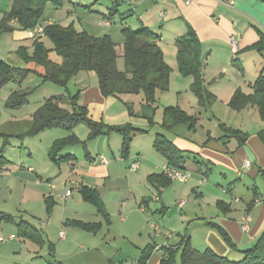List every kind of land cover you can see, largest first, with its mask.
I'll list each match as a JSON object with an SVG mask.
<instances>
[{
	"label": "crops",
	"instance_id": "0c3cea01",
	"mask_svg": "<svg viewBox=\"0 0 264 264\" xmlns=\"http://www.w3.org/2000/svg\"><path fill=\"white\" fill-rule=\"evenodd\" d=\"M120 1L113 0V5L120 6ZM189 1V4L186 0H176L162 5L152 0H126L128 15L117 9L116 16L129 28L147 27L161 36L159 45L173 74H179L176 63L178 51L176 56V51L168 52V47L164 46L173 43L169 39H174L172 45L176 46V42L190 32L199 41L204 81H209V77L217 79L230 72L237 73L241 65L238 66L236 59H246L252 52L257 53V61L264 60V51L252 49L264 35V0H238L234 8L218 0ZM86 6L89 5L73 0L65 5L69 10ZM162 10L164 17L160 15ZM103 21L111 23L107 19ZM115 23L114 17L112 24ZM11 24L17 26L16 22ZM11 35L19 43L34 42L29 31H14ZM232 37L237 41L236 52L230 40ZM27 49L32 50L30 47ZM257 67L255 73L263 68L262 64ZM243 70L246 80L251 68L245 66ZM193 82L192 79L191 85ZM218 83L213 80L209 86ZM247 88L243 89L240 83L231 81L225 89L217 86L214 91L210 90L212 96L209 95V101L229 106L237 90L246 95L253 94V88ZM10 94H6L4 106ZM110 98L104 97L99 87H86L81 91L80 103L87 108L90 118L99 122L106 119ZM234 112L240 116L254 112L256 128L246 130L242 120L234 126L222 123L219 135L213 137L209 134L208 138L197 141L190 135V124H178L169 119H164L163 123L156 119L151 123L147 119L150 125H145V129L136 127L141 129L140 133L149 134L165 123L164 127L171 136L162 134L160 128L155 142L160 137L162 143L176 149V155L182 157L179 167L171 165L167 156L156 148H153L155 153L146 149L134 152L132 146L127 154L113 148L111 156H93L89 150L86 157L80 159L73 148L84 147L82 144L62 150L60 157L71 158L57 163L49 156L50 148L68 133L58 134L53 130H49L56 134L47 153L49 163L40 166L34 162L37 156L32 149L24 145L28 138H42L46 131L38 136H29L32 117L13 116L6 125L14 128L27 125L28 128L12 130L5 144L10 145V138L17 139L30 159L21 160L24 164L18 166L3 154L10 161V166L1 175L22 170L34 174L36 184L48 190L49 194L41 193L40 189L37 191L42 196L45 214L35 218L36 225L23 216L16 220V216L0 211V264H167L171 262L172 255L176 264H181V252L186 241L199 252L210 249L222 257H243V251L252 248L264 232V121L254 106ZM237 131L240 136L247 135L245 144H240V137L235 134ZM112 135L111 138L116 139V147L120 148L123 145L121 137H114L116 133ZM244 147L253 154L254 161H250ZM102 159H107L108 163L104 164ZM247 160L252 163L250 168L244 167ZM133 162L139 163L137 171L131 169ZM165 165L187 171L191 178L187 181L170 179L164 174ZM38 169L43 175L38 173ZM209 175L214 179L212 184H209ZM153 176L156 180L151 179ZM60 180L66 187V193L74 189L78 192L82 185L94 188L99 194L100 204L90 205L96 213L84 214L80 203L83 200L72 196L65 200L61 196L58 198ZM245 189L247 193L241 195ZM182 202L184 204L180 206ZM246 215L251 221L249 229L243 231L242 221ZM7 224L15 225L17 232L6 227ZM62 231H65V238L60 236Z\"/></svg>",
	"mask_w": 264,
	"mask_h": 264
},
{
	"label": "trees",
	"instance_id": "16d2710c",
	"mask_svg": "<svg viewBox=\"0 0 264 264\" xmlns=\"http://www.w3.org/2000/svg\"><path fill=\"white\" fill-rule=\"evenodd\" d=\"M68 2L69 0H12L10 11L5 14L0 25V36L3 33L15 31L16 28L11 25L12 22L17 23L16 27L19 30L34 29L39 26L38 23L47 5L61 8ZM86 7L89 8V6ZM117 9L118 5L114 6L111 18L107 19L111 21V24L114 23V17L118 13H116ZM123 34L125 43L120 50L109 34L92 36L73 26L64 27L59 24L44 27V35H37L33 38L32 51L25 47H21L18 51L22 61L26 64H35L37 68H41V72L14 67L4 61L0 62V90L10 82H16L19 86L8 97L5 108L19 110L29 102V95L38 91L43 85L50 83L67 88V85L75 79L78 73L94 71L98 76L99 89L106 98L144 93L145 103L141 114L144 118L150 119L152 123L151 115L156 109V93L168 90L172 71L165 61L164 53L159 45L161 36L147 27L137 29L125 27ZM45 39H49L52 43L51 49L45 46ZM176 45L178 47L179 70L182 74L193 78L192 88L197 95L202 97L205 81L199 41L196 35L190 32L186 37L179 39ZM252 49L257 52L264 51L263 34ZM52 54L57 55L61 61L57 62L52 58ZM119 57H123L125 60L124 71L119 70L117 66ZM30 74L40 76L41 84L22 89L24 79ZM80 100L81 92L46 99L38 111L32 115V126L28 135L38 136L44 131L54 129L67 132L68 135L56 140L50 148L49 156L57 163L71 158L69 156L60 157V153L66 147L82 144L86 148V143L81 142L75 133V129L80 124H86L93 137L110 132L124 136V154H127L130 150V142L136 135L135 132H132L134 128L126 125L108 127L102 122L92 120L87 108L80 103ZM249 106L256 107L264 121V68L253 87V94L246 95L237 90L229 102V107L238 112ZM166 114L165 119L174 123H184L187 120L186 114L178 112L175 108H168ZM235 134L240 137V144H245L247 135L240 136L238 131ZM159 138L155 142V148L167 156L171 165L179 167L180 160H182L181 155H176V149L168 143H162ZM9 164L10 161L2 154L0 156V175L7 171ZM151 179L156 180V176ZM78 192L84 202L100 204L99 194L94 188L82 185ZM224 236L229 242L226 235ZM170 261L167 264H176L174 255ZM181 264H264V232L252 248L243 251V259L239 262L226 256H219L210 249L199 252L190 245L189 241H186L181 252Z\"/></svg>",
	"mask_w": 264,
	"mask_h": 264
},
{
	"label": "rangeland",
	"instance_id": "374dc122",
	"mask_svg": "<svg viewBox=\"0 0 264 264\" xmlns=\"http://www.w3.org/2000/svg\"><path fill=\"white\" fill-rule=\"evenodd\" d=\"M78 3L81 2L82 5H89V8H78L76 10H69L67 7L63 6L61 8H55L54 6L47 5L45 10L43 11L42 17L40 18L39 25L40 26H49L54 24H59L64 27L73 26L77 30L86 31L90 35L94 36H102L104 34L111 35L115 44L123 48L125 43V37L123 34V29L125 27L129 28L128 25L122 23L119 16H115V24H112L108 27H101L100 22L105 19L111 18V11L114 10L113 0H73ZM126 0L120 1V6L118 9L121 13H125L128 15V6L127 3L124 4ZM128 2V1H127ZM12 4V0H0V25L6 13L10 11ZM125 5V6H124ZM129 19V18H128ZM15 27V31H20L16 25L11 24ZM174 43V39H169V41ZM45 46L49 49L53 47L52 43L49 39L44 40ZM173 43L166 44L165 47H168V52L176 51L175 55L177 56L178 47L177 45H172ZM169 45V46H168ZM21 47L32 49L33 43H19L14 40L10 32L3 33L0 36V60H4L7 64L19 67L22 69H34L38 72H41V68H37L35 64H26L21 60L18 51ZM32 51V50H31ZM253 54H249L248 57L237 58L236 61L238 66L241 65L240 70L236 72H230L226 75L219 77L217 79H212L209 77V81L205 79L204 91L202 97L197 95L191 85L192 77L186 76L182 74L179 70V74H173L171 72L170 75V83L169 88L166 92L158 91L155 96V100L157 103V108L155 112L151 115L153 121L164 122L166 117V110L168 108H175L181 112L186 114L187 120L184 123L180 124H190L192 139L197 141H201L202 139L208 138L209 134L213 137H216L220 134L221 124L225 123L226 126H234L240 124L241 120L245 124L246 130H254L256 128L255 123H253V113L251 112L249 116H240L235 114V112L228 106V104L221 103H210L209 95H211V91L217 89V86H220L221 89H225L229 83L238 82L242 85L243 89L253 88L256 81L259 78V75L263 71L264 68V60L257 61V53L252 52ZM248 55V54H246ZM245 55V56H246ZM264 55V54H263ZM57 62H60L61 59L55 55H51ZM255 57V58H254ZM169 58V57H168ZM168 60V59H167ZM172 60V59H171ZM248 60L247 62H245ZM235 61V59L233 60ZM176 63L177 59H176ZM258 64H262L263 68L261 71L255 73V69ZM117 66L119 70H125V60L123 57H119L117 61ZM247 66L251 68L249 71V75L247 79H244V70L243 68ZM179 69V68H178ZM234 71V69H232ZM259 70V67H257ZM215 80V82H220L215 84V86H209L211 81ZM23 85L25 88L28 87H36L41 84L42 79L37 74H30L23 81ZM249 82H252L251 84ZM19 86L16 82H10L4 85L1 89L0 94V156L2 154H6V158L13 160L17 163L18 166L23 165L22 161H26L25 159H30L27 155V152L24 148L21 147V143L17 139L10 138V145L7 146L5 143L8 140V134H11L12 130L19 129L20 131L26 130L28 128L27 125H22L21 127H12L11 125H6V122L11 120L13 116L22 117L24 116L26 119H30L33 114H35L38 109L41 107L42 103L49 98L56 96H67L68 94L74 95L78 92H81L84 88H95L99 87L98 84V76L94 71H82L78 73L74 80H72L67 88L53 85L47 83L43 85L38 91L29 95V102L19 110H9L4 106V100L6 94H10L11 90L17 89ZM222 96V94H220ZM203 98H206L203 100ZM145 102L144 93L131 94V95H122L116 97H111L109 100L106 119L102 122L104 125L109 126H120L126 125L130 128H134L132 132H135L134 138L130 142V146L133 147V151L136 150H148L150 153H155L153 148H155V138L157 137L156 133L160 132V128L162 129V134H166L169 137L171 134L167 131L166 127H164L161 123L160 128H155L152 132L148 133H139L137 131H141V129H137L136 127H141L145 129V125H150V121L147 118H144L141 114L142 105ZM243 115V114H242ZM155 121V122H156ZM6 125V126H5ZM147 128V127H146ZM136 130V131H134ZM58 134L65 133V131L61 129L53 130ZM75 133L79 137L81 141L87 142V147H74V153L80 158L83 159L86 157V154L91 151L93 156H102L108 154L111 156L112 149H116L122 153L125 152L124 149V141L125 137L120 136L118 133L114 135V137H121L123 141V145L120 148L116 147V139L113 137L112 133L109 134H100L96 137H93L91 134V130L86 124H80L76 129ZM40 135V134H39ZM54 135L51 134L50 131H46L45 134L42 135V138L32 137L33 139L28 138L29 140L26 142L24 146L32 149V151L37 156L36 164L38 163L40 166H46L49 163L47 158V153L49 150V146L52 144V140ZM119 135V136H117ZM120 139V138H119ZM121 142V140H120ZM72 150V149H71ZM132 156V153H131ZM107 158V157H105ZM109 160V158H107ZM106 159V160H107ZM22 160V161H21ZM107 160V161H108ZM10 166V165H9ZM15 170V169H14ZM42 170H44L42 168ZM38 173H42V171L37 170ZM36 177L34 174H29L26 171H21L18 173L11 174H3L0 175V211H3L8 214H12L16 216V220H19V216H23L24 219L29 220L34 225H36V219L42 214H45V206L43 204L42 196L38 195L37 191L40 189L41 193L49 194V191L43 189V187H39L36 184ZM213 178L209 175L208 181L209 184H212ZM222 186L226 184L220 183ZM58 198L60 196L66 195V187L63 185V181H58ZM226 187V186H225ZM72 197L82 201L76 189L71 191ZM247 193V190L240 192L241 195ZM34 197V198H32ZM56 197V195L54 196ZM27 198H30L27 200ZM64 201V200H63ZM60 205H64L63 202H59ZM83 205V213L85 214H95L96 210L93 206L88 203L80 202ZM6 227L13 229L17 232L16 226L12 224H7ZM233 261H241L243 257L230 258Z\"/></svg>",
	"mask_w": 264,
	"mask_h": 264
},
{
	"label": "built area",
	"instance_id": "2783aa9c",
	"mask_svg": "<svg viewBox=\"0 0 264 264\" xmlns=\"http://www.w3.org/2000/svg\"><path fill=\"white\" fill-rule=\"evenodd\" d=\"M152 1L161 3L162 5H165V4L173 3L176 0H152ZM218 1L221 2L222 4H224L225 6L229 7V8H234L238 0H218ZM189 3H190V1L186 0V4H189ZM160 15H161V17H164V15H165L164 10H162L160 12ZM100 25L102 27H108V26H111V23L108 22V21H102L100 23ZM29 35L32 38L37 37V35L38 36H43L44 35V27L39 25V26L35 27L34 29L29 30ZM230 40H231V43H232L233 50L236 52L238 50L237 49L238 48L237 41L235 40L234 37H232ZM102 162L104 164L108 163V161L105 160V159H102ZM251 165H252V163L249 160L245 161V163H244V167L245 168H250ZM138 168H139V163L138 162H133L131 164V169L133 171H137ZM163 169H164V174L167 177H169L170 179H178L180 181H187V180H189L191 178V174L189 172H187V171H183V170H180V169H177V168H172V167H170L168 165H165L163 167ZM203 182H205V180H203ZM71 196H72L71 191H68L66 193V195L61 196V198L65 200V199L70 198ZM183 204H184V202L180 203V206H182ZM250 221H251L250 216L246 215L244 217L243 221H242V230L243 231H247L249 229ZM153 227L155 228V230H157V231L159 230L158 227L156 225H154V224H153ZM60 236H61V238H65V231H62L60 233ZM10 238L11 239H15V236H11ZM1 240L4 241V238L2 237Z\"/></svg>",
	"mask_w": 264,
	"mask_h": 264
},
{
	"label": "water",
	"instance_id": "95a60500",
	"mask_svg": "<svg viewBox=\"0 0 264 264\" xmlns=\"http://www.w3.org/2000/svg\"><path fill=\"white\" fill-rule=\"evenodd\" d=\"M244 150L246 151L248 158L250 159V161H254V156L253 154L250 152V150L247 147H244Z\"/></svg>",
	"mask_w": 264,
	"mask_h": 264
}]
</instances>
